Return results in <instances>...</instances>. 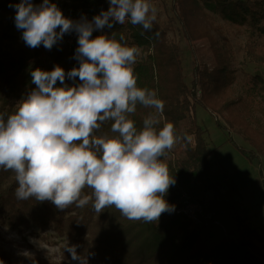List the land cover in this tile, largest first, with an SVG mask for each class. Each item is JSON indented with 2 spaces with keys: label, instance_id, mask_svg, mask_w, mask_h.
Here are the masks:
<instances>
[{
  "label": "trees",
  "instance_id": "trees-1",
  "mask_svg": "<svg viewBox=\"0 0 264 264\" xmlns=\"http://www.w3.org/2000/svg\"><path fill=\"white\" fill-rule=\"evenodd\" d=\"M152 1V0H149ZM20 0H0V113H11L22 97L35 85L31 71L51 70L59 65L67 73L79 66L74 54L76 36L70 44L65 35L50 50L41 44L27 46L22 30L15 24ZM64 16L90 11L99 15L107 10L108 0H50ZM39 5L42 0H32ZM171 15L166 21L156 18L151 32L126 22L114 27L94 30L92 35L124 37L127 46L144 52L133 66L137 86L156 90L164 103L161 125L174 124L183 147L174 158L173 152L161 158L176 180L164 199L174 211L163 213L157 222L129 220L109 207L96 213L90 202L83 208L71 205L60 211L50 201L35 198L17 199L15 173L0 169V225L18 234L52 230L70 245H77L78 254L95 264H264V238L250 224V215L243 212L235 197L236 186L224 169L214 177L211 155L214 149L206 140V130L197 122L195 108L202 107L219 116L224 129L239 134L250 149L240 150L252 158L264 155V122L256 115L254 96L264 105V78L253 74L243 82L246 94L235 95L236 81L232 66L233 48L226 26L246 31L243 52L248 61L264 63V0H170ZM177 24L191 58V79L185 81L181 46L168 30ZM159 33L156 36V33ZM79 83L65 77V84ZM60 82L57 81V85ZM151 109L137 106L132 115L137 127ZM110 122L101 131L108 132ZM190 139H184V134ZM230 139V138H229ZM85 188L83 194H90ZM195 204L199 211L190 216L177 210ZM37 230V231H35ZM65 258L71 255L63 250Z\"/></svg>",
  "mask_w": 264,
  "mask_h": 264
},
{
  "label": "clouds",
  "instance_id": "clouds-1",
  "mask_svg": "<svg viewBox=\"0 0 264 264\" xmlns=\"http://www.w3.org/2000/svg\"><path fill=\"white\" fill-rule=\"evenodd\" d=\"M108 3L91 21L66 18L50 0L14 5L16 27L31 48L50 50L65 33H77L79 66L67 73L59 65L31 71L35 88L10 114L0 113V169L15 173L17 199L50 201L60 211L91 202L98 214L115 207L129 220L157 222L174 211L164 197L176 180L161 157L180 137L173 123L160 126L164 103L156 90L137 86L133 66L141 50L122 35H92L114 22L151 32L157 9L149 0ZM66 75L79 83L66 85ZM138 105L153 110L139 128L131 118ZM109 122V131H101ZM85 188L91 193L83 194ZM77 247L66 242L63 250L88 264L93 253L78 254Z\"/></svg>",
  "mask_w": 264,
  "mask_h": 264
},
{
  "label": "rangeland",
  "instance_id": "rangeland-1",
  "mask_svg": "<svg viewBox=\"0 0 264 264\" xmlns=\"http://www.w3.org/2000/svg\"><path fill=\"white\" fill-rule=\"evenodd\" d=\"M149 2L156 7L157 19L160 21H166L171 15L170 0ZM226 28L233 48L232 66L236 70L233 93L245 95L243 82L250 81L253 74H259L264 78V63H253L246 58L243 52L245 29L231 26H226ZM168 35L176 39L181 46L183 73L185 81L189 83L191 79L190 53L180 36L176 23L168 30ZM140 56H144L142 50ZM253 105L256 115L264 122V105L260 103L258 96H254ZM195 117L206 130L205 137L209 147L214 149L211 155L214 169L217 168L214 177L217 173H221L219 168L225 170L224 173L228 175L229 181L236 186L235 197L241 202L243 212L250 215L251 226L258 230L264 238V155L247 157L240 147L249 150L251 148L249 143L244 141L239 134L220 126L218 123L224 124L221 117L211 115L200 106L195 108ZM182 147L180 142H176L169 152H173L174 158H177L181 154ZM169 155L166 153L161 158H167ZM66 242L52 230L38 231L37 234H31L27 230L24 234H18L0 225V264H79V261L63 256L61 247ZM88 264L95 263L88 262Z\"/></svg>",
  "mask_w": 264,
  "mask_h": 264
},
{
  "label": "built area",
  "instance_id": "built-area-1",
  "mask_svg": "<svg viewBox=\"0 0 264 264\" xmlns=\"http://www.w3.org/2000/svg\"><path fill=\"white\" fill-rule=\"evenodd\" d=\"M94 16L95 14H93L92 12L84 11L83 13H74V14H71L65 17L73 21H79L82 18H86L87 20L91 21ZM64 35H65L66 41L68 42V44H70L72 40L77 36V33L73 31V32L65 33ZM198 211H199V207L197 205L190 204V205H185L184 207L178 209L177 213L183 212L190 216H195Z\"/></svg>",
  "mask_w": 264,
  "mask_h": 264
}]
</instances>
